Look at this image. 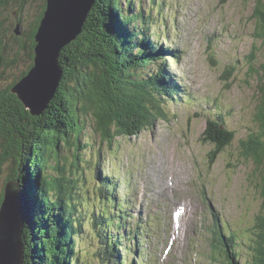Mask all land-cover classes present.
Masks as SVG:
<instances>
[{
    "label": "rangeland",
    "instance_id": "rangeland-1",
    "mask_svg": "<svg viewBox=\"0 0 264 264\" xmlns=\"http://www.w3.org/2000/svg\"><path fill=\"white\" fill-rule=\"evenodd\" d=\"M132 4L133 12L142 11L145 18L135 22L138 30L154 33L151 41L170 51L163 54L169 58L167 71L177 93L174 99H164L166 116L138 135L112 133L111 145L102 142L88 119L80 134L71 137V146L59 145L52 154L46 179H63L65 196H71L69 203L75 205V222L82 226L76 238L77 264H101L97 257L104 235L94 236L99 228L92 223H100L105 215L116 219L119 235L123 224L135 230L139 220L149 221V232L144 225L138 233L136 252L135 240L130 241L136 234L129 238L124 230L128 236L121 241L120 264H223L211 236L215 220L246 240L262 205L251 176L253 165L239 155L240 140L258 128L254 122L258 78L249 66L256 69L263 62L264 46L252 37L254 0H155L154 4L132 0ZM35 10L36 6L28 11V21L34 19ZM3 18H8L3 25L5 42L16 48L10 39L14 20L9 12ZM27 27L25 21L20 35ZM254 42L259 50L250 64ZM161 64L136 73H154ZM19 66L4 76V86L25 69ZM217 116L235 138L211 162L215 148L202 135L207 121ZM20 171L24 176L25 170ZM8 174L4 167L0 198L16 181L6 182ZM175 210L181 211L178 221L172 219ZM33 257L29 256L30 264H41L37 254Z\"/></svg>",
    "mask_w": 264,
    "mask_h": 264
},
{
    "label": "trees",
    "instance_id": "trees-1",
    "mask_svg": "<svg viewBox=\"0 0 264 264\" xmlns=\"http://www.w3.org/2000/svg\"><path fill=\"white\" fill-rule=\"evenodd\" d=\"M123 1L95 0L82 33L60 53L63 74L56 95L44 113L36 117L30 115L10 90L33 65L34 35L46 0H0V175L6 167L9 171L6 182L19 180L25 194L28 219L22 236L24 264H30L29 256L34 259L33 254L38 255L41 264L78 263L76 238L82 226L76 223L75 205L69 203L67 197L71 196H65L66 190L61 185L63 179L49 181L45 176L52 154L59 145L71 146V137L80 134L88 119L102 142L108 141L109 145L112 133L118 137L138 135L165 118L164 99H174L177 93V85L167 71L166 60L169 58L163 54L170 52L169 49L159 43L156 45L157 40L151 41L154 33L148 35V30H138L135 22L137 19L145 21L143 12H133L132 0L124 1L125 11ZM34 6V19L28 21L27 13ZM7 12L14 20L10 39L16 48L5 42L3 25L8 18L3 16ZM251 19L255 22L252 37L264 46V0H254ZM25 21L28 27L20 35V27ZM16 29L19 35L15 34ZM255 42L248 55L250 64L259 50ZM157 62L162 64L156 72L137 75L140 69L145 70ZM19 65L25 69L4 86V76ZM249 72L258 78L256 94L259 100L254 112L258 128L240 140L239 155L253 165L251 176L262 205L246 240H240L237 233L227 232L219 220H215L211 236L218 254L224 257L223 264H264V60L256 69L251 64ZM216 118L207 121L202 135L203 141L215 148L209 155L211 162H215L217 155L235 138L222 117ZM75 147L78 150L79 145ZM20 169L25 170L22 177L18 173ZM100 193L103 195L105 191L101 189ZM102 217L105 219L100 223H92L93 228H99L94 236L104 235L98 261L120 264L121 241L136 234L130 240H135L136 252L142 226L138 222V227L132 230L123 224L122 235H119L116 219L114 222L106 215ZM111 226L116 232L111 233ZM126 228L128 235L124 231Z\"/></svg>",
    "mask_w": 264,
    "mask_h": 264
},
{
    "label": "water",
    "instance_id": "water-1",
    "mask_svg": "<svg viewBox=\"0 0 264 264\" xmlns=\"http://www.w3.org/2000/svg\"><path fill=\"white\" fill-rule=\"evenodd\" d=\"M95 0H46L34 35L33 65L11 88L32 116H40L62 80L61 51L83 31ZM15 34L19 35L18 30ZM19 180L7 185L0 206V264H24L23 229L28 219Z\"/></svg>",
    "mask_w": 264,
    "mask_h": 264
},
{
    "label": "bare ground",
    "instance_id": "bare-ground-1",
    "mask_svg": "<svg viewBox=\"0 0 264 264\" xmlns=\"http://www.w3.org/2000/svg\"><path fill=\"white\" fill-rule=\"evenodd\" d=\"M19 186H20V183H19ZM20 189L22 190L21 186H20ZM22 191H23V190H22ZM3 196H4V194H3ZM144 224H146V228H145L144 230H146L147 233H148V232H149V229H150V228H149V221H148V220L141 221V222H140V225L142 226L141 229H143ZM231 234H232V232H231ZM138 259H139V257L136 259L137 262H138Z\"/></svg>",
    "mask_w": 264,
    "mask_h": 264
}]
</instances>
